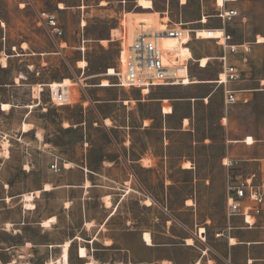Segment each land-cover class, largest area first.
<instances>
[{
    "label": "rangeland",
    "instance_id": "obj_1",
    "mask_svg": "<svg viewBox=\"0 0 264 264\" xmlns=\"http://www.w3.org/2000/svg\"><path fill=\"white\" fill-rule=\"evenodd\" d=\"M58 1L64 6L63 9L58 7L57 0H42L37 6L41 10L56 15L64 32L62 40L66 44L62 43L61 47L65 56L55 51L58 50L57 45L37 24L36 12L28 0H0V17L2 18L0 25L3 24L1 29L4 26L9 29V37L6 40H0V49L2 50L5 45V51L8 54L27 53L30 54L27 58H30L35 64L41 63L42 60L47 62V65L39 68L38 75L28 72L27 81L39 80L43 83H59L64 78L69 80L72 77V72L80 76V69L76 63L78 64L80 60L85 61L80 79L81 83H84V85L81 84L83 87L75 84V81L69 80L72 84L69 86L71 88H69L71 90L69 91L71 105L55 106L49 102L47 88L43 91V98L48 101L46 120L52 135L50 139L60 145L56 149L60 156L59 165L62 167V163L66 159L77 154L78 142L85 141L78 131L62 130L57 127L55 123L59 115L64 114L66 118L78 121L83 115V107L80 102L86 103V95L92 100L101 99L104 101L102 114L112 111V103L117 98L141 100L136 104L139 105V116L144 119L147 129L141 135H137L138 140L144 149L150 147L154 155H161L165 158L167 156L168 179L166 182L170 183L169 189L164 190L161 182L157 181L155 176H144L146 184L143 199H149L151 203L165 199L168 207L174 210L175 233L183 237L180 242L186 244V240L190 238L194 246H188L194 250L199 247L206 251V247H210L212 249L208 251L207 263L225 264L214 252V249L225 247L227 244L222 237H216L215 234L223 232L227 236L228 225H235V220L231 218L228 221L225 214L227 175L256 169L261 163L264 166L262 160L264 158V84H262V80H264V43L252 45V50H254L252 53V80L232 85L234 88L251 90L239 95L241 100H247L245 102L239 101L231 105H224L221 88L211 82L186 84V86L154 87L147 93H142L137 88L116 87L114 83L117 81V77L114 74H105L107 69L112 68L116 72L120 68L119 42L110 41V34L114 35L113 29L119 27L122 16L128 12L146 11L137 5V0ZM152 3L151 11H157L158 16L166 14L170 21L181 22L184 28L198 31L202 28H217L221 25L220 20L214 16L216 0H184L183 3L182 0H152ZM226 6L236 7L239 10V17L229 26L236 42L252 41L259 39L258 36L264 37V0H237L227 2ZM202 14L206 17L205 24L200 22ZM80 22L83 23V37L86 40L84 59L75 48L79 41ZM102 40H105L106 43H102ZM24 42L27 43L25 52L21 48V43L25 44L22 45L23 48L26 47ZM12 47H15L16 50H12ZM190 47L192 50L190 53L194 60L208 57L207 64L202 69L198 67L197 63L192 62L190 79L213 80L220 70L216 58L220 54L219 46L213 40L194 39L193 37ZM210 57L214 58L210 59ZM20 65L18 57H15L11 59L8 71L7 69L4 71L0 66V80L7 79L13 68L18 69ZM101 79H107L110 86L95 87ZM35 91L38 93V88H35ZM26 92V89L22 90L20 97L22 98ZM142 95H144V99ZM208 95L210 96L205 102L204 98ZM190 97L195 100L190 101ZM160 99H168L172 104L171 110L168 103H164L163 110L166 114L170 113L169 115L161 114ZM131 101L134 105L135 101ZM88 105L86 103V109L89 108ZM103 117V119H107L106 123L105 120L98 119L94 112H88L89 140L94 145L92 157L99 156L104 145L110 141L103 131V126L109 125L110 120ZM184 118L188 119L185 125L182 123ZM108 121L109 123H107ZM247 136L253 138V144L247 145L243 142ZM3 145L5 150L2 155L6 157L7 143H3ZM225 157L242 161H239L235 165L236 167L228 169L222 164ZM17 162L18 158L15 157L1 166L0 197L26 194L38 190L44 185V182L58 180L62 172H54L49 168L51 156L48 154L46 158L41 159L36 154L29 173H25ZM180 163H188L190 169H180ZM66 165L67 168L68 164ZM79 194L77 189L70 188H60L42 193L38 198H35V204L33 203L36 205V209L29 213H24L23 205L18 201V198L8 201L10 197H6L7 202H0V208H4L0 209V228H5L3 221L5 218L9 221V217L19 222L22 227L21 232L17 233L18 236L12 235V227L11 231H0L15 239L11 240L14 243H20L15 248V256H9L8 259L11 261L14 259V264H44L45 261V264L49 262L61 264L59 259L62 244L73 234L79 235L80 237H75H79L80 240L74 237L70 238L77 241H72L73 243L70 244L68 264H85L88 261L94 262V259L96 261L94 263H97L99 260L113 256V253L103 250L104 246L101 243H87L83 240L87 239V236L79 230L82 221ZM70 199L72 204L69 208H64V206H69V202L66 201ZM188 200L192 202L191 205L187 204ZM136 204V200L130 198L126 202L125 213H122L120 218L122 220L127 218L133 224L136 219V225L143 228L157 227L160 229V222L155 220L154 212L145 209L140 211L138 207L135 208ZM183 204L184 207H182ZM50 216L55 217L43 222V225L48 227L41 228L35 223L40 219L50 218ZM119 223L117 224H123L122 221ZM9 225L7 224V226ZM49 225L51 226L49 227ZM188 229L196 231V240H193ZM199 237L204 240L201 241ZM25 240L41 244L30 246L25 244ZM49 243L58 244H50L52 247L50 248L48 247ZM76 248L78 257L85 259L78 260ZM50 257H56V259Z\"/></svg>",
    "mask_w": 264,
    "mask_h": 264
},
{
    "label": "crops",
    "instance_id": "obj_2",
    "mask_svg": "<svg viewBox=\"0 0 264 264\" xmlns=\"http://www.w3.org/2000/svg\"><path fill=\"white\" fill-rule=\"evenodd\" d=\"M28 1L39 9L37 5L42 0ZM0 23H2L1 17ZM2 26L0 25V40L2 37H5L6 40L9 37V29L5 26L1 29ZM250 42H254V40ZM253 44L258 45L262 43L256 42ZM21 48L25 52L27 43L25 48L22 47L21 43ZM62 49H58V54H64V50ZM253 51L251 50L250 63L246 67L248 72L247 78L239 83L252 80ZM29 55L27 53L19 54L17 52L16 54H8L5 51V45L2 50L0 49V66L4 71L6 69L7 71L9 70L10 61L15 57H18V63H21L18 69L13 68L11 75L7 79L0 80V171L3 164L15 157L18 158L17 163L22 166L25 173L30 172L31 166L33 165L32 161L35 159L36 154L40 156V159L46 158L47 154L50 155L51 162L54 156L60 159L56 151L60 145L50 139L52 135L49 132V123L46 120V105L48 101L43 98L44 89L48 88V84L52 82L43 83L39 80L27 81L28 72H33L34 74L36 72L39 73V68L47 65V62L42 60L41 63L37 62L35 64L30 58H27ZM28 65H33L34 69L29 70L27 68ZM78 69H80V72L84 71V68ZM76 77L77 75L72 73V77L69 80L75 81V84L83 87L81 80L79 83ZM259 83H261V80H259ZM39 85L40 87L42 86L40 91ZM35 88H38L37 94H35ZM24 89L27 92L21 98L20 92ZM238 89L241 91L237 93V102H245L244 99H240L239 95L251 90H245L247 88ZM210 95L206 98L208 99ZM143 97L144 95H142ZM123 99L126 98H117L112 103V111L108 114H102L101 110L104 109V101L101 99L92 100L86 95L85 100L89 104V108L86 109V103L80 102L83 107V115L78 121L68 119L64 114L59 115L56 118V126L62 130L78 131L81 133L82 138H85V141L80 140L77 145V154H73L72 157L62 163L63 168L60 170V172L62 171L60 178L43 183L44 185L46 183L49 184L52 187L50 190H42L41 188L44 186L42 185L38 189L40 191L38 195H35L37 189L26 194L33 195L34 199L32 198L33 202L32 200L31 202L34 203L35 198H38L40 194L55 189L70 188L77 189L80 192L78 198L82 206V221L79 230L85 233L87 239L81 238L87 243H101L104 246L103 250L113 253L114 256L99 260L94 264H193L197 260L201 264H208V251L212 248L206 247V252L204 253L205 249L198 247L197 250H194L191 246L180 242L183 237L175 233L174 210L168 207L165 199L154 201L150 205H145L143 192L145 191L146 181H144V176H155L156 180L161 182L162 189H169L170 183L166 182L168 179L167 156L165 158L161 155H154L150 147L145 149L142 147L137 135H141L147 129V125L144 123V119L140 118L138 111L139 105L136 104L137 101L140 102L141 100ZM131 100L135 101L134 105ZM189 100L194 101L195 99L190 97ZM164 103H168L169 108L172 110V104L169 103L168 99H160L159 107L163 116L170 114L162 112ZM4 105H8V107L6 108ZM89 111L94 112L101 121L105 120L103 116L110 120L109 125L103 126V131L110 141L104 145L102 152L97 157H92L94 145L89 140ZM118 113L120 114L117 115ZM182 123L184 124V122ZM24 124L27 125L26 130L23 129ZM3 143H7L8 155L6 157L2 155L5 150ZM84 144L86 145L84 146ZM65 163L70 165V167L68 166L66 168ZM260 166L264 167L262 163ZM179 168L182 170L190 169H184L181 163L179 164ZM128 188H130L129 193L126 192ZM24 194L8 195L6 197H10L8 201L18 198V201L23 205L24 213H29V211L36 209V205H34L33 209L24 208L25 200L22 199ZM147 195L150 196V194ZM6 197H0V202H7ZM105 198L110 201V206L106 207ZM130 198L136 200L137 204L135 208L138 207L140 211L145 209L154 212L155 220L160 222V229L157 227L152 229L143 228L142 226L136 225V219L133 224L127 218L123 220L120 218L121 214L125 213V205ZM66 202H69V206H64V208H69L72 200L70 199ZM182 207H184V204ZM6 208L9 207L6 206ZM0 209L4 208L2 207ZM54 217L50 216L47 219H40L35 223L41 228L48 227L44 226L43 222ZM233 219L235 220V225L229 230L228 235L226 236L221 232L218 236L222 237L227 244L225 247L215 248L214 252L225 264H264V213L258 218L256 225L250 228L243 227L241 217L237 216L233 217ZM8 220L6 218L4 219L3 224L5 228L1 227L0 231H11L12 227L13 236L21 232L22 227L19 222L11 217ZM120 221H122V225H118ZM7 224L10 225L7 226ZM88 224L89 226H87ZM188 231L191 233L193 240H196V231L193 232L191 229H188ZM143 232L150 234L151 244H147L144 241ZM75 236L79 235L73 234L70 238L74 237L80 240V236ZM70 238L68 240L77 241ZM230 238H234L236 243L230 244ZM11 240L15 239L0 232V264H11L15 261L14 259L11 261L8 258L9 256H15V248L20 243H14ZM91 240L92 242H89ZM24 242L30 246L41 244L39 242L32 243L29 240H25ZM50 244L56 245L58 243H49L48 247H50ZM77 248L76 255L78 257ZM50 258L56 259V257ZM82 259L85 258L78 257V260ZM94 262H96L95 259Z\"/></svg>",
    "mask_w": 264,
    "mask_h": 264
},
{
    "label": "built area",
    "instance_id": "obj_3",
    "mask_svg": "<svg viewBox=\"0 0 264 264\" xmlns=\"http://www.w3.org/2000/svg\"><path fill=\"white\" fill-rule=\"evenodd\" d=\"M237 0H224L223 4H217L215 8V17L220 20V26L217 28H206L208 32V40H213L220 48V54L216 57L220 70L211 83L222 90V101L224 105H231L238 101L237 93L241 91L232 87L244 81L248 72L246 67L250 63V54L254 42L242 41L236 42L229 26L239 17V10L236 7H227V2H235ZM36 12L37 24L43 28L48 38L54 42L60 50L61 44H66L62 40L64 32L60 26L58 19L54 13H50L36 8L31 4ZM151 10V9H143ZM204 14L201 15V19ZM208 18V17H207ZM124 15L120 21L118 33L110 34V41H117L120 45L121 68L116 71L117 81L114 83L119 88H137L152 89L154 87H170L185 85L184 77L180 72L184 71L186 75L190 74V66L192 62L197 63L200 69L199 61H195L186 56V52L191 50L190 42L192 38L197 39V32L193 29L184 28L181 22H172L166 17V14L159 16L156 24L146 23L142 19L134 22V26L129 39L122 24ZM165 19V20H164ZM205 24V23H201ZM2 25V24H1ZM190 34V40H187ZM79 41L75 47L84 59L85 43L83 37V23L80 22V31L78 32ZM166 38L173 39L170 48L164 46L163 41ZM5 40V37H2ZM15 47H12L14 50ZM56 50L57 53H59ZM214 58V57H210ZM29 70H33V65H28ZM71 68V67H70ZM72 71V69H71ZM109 69H107V74ZM75 75V72H72ZM76 79L80 83L81 75ZM36 75L39 73L36 72ZM21 77V76H20ZM42 86L39 85V91ZM48 96L50 102L55 106L71 105L68 87L53 86L48 84ZM166 101V100H165ZM207 101V98H204ZM244 101H247L244 99ZM162 112H164L162 108ZM185 125V124H183ZM264 161V158L262 159ZM242 161L241 159H233L225 157L222 160L223 166L226 168H234L235 165ZM59 157L54 156L49 168L54 172H59L63 166L59 165ZM264 213V167L258 166L238 174H228L225 188V214L228 221L233 217H241L243 227L250 228L256 225L258 218ZM233 225H228L230 230ZM221 233L215 234L218 237ZM201 241L204 238L199 237Z\"/></svg>",
    "mask_w": 264,
    "mask_h": 264
},
{
    "label": "bare ground",
    "instance_id": "obj_4",
    "mask_svg": "<svg viewBox=\"0 0 264 264\" xmlns=\"http://www.w3.org/2000/svg\"><path fill=\"white\" fill-rule=\"evenodd\" d=\"M184 2V0H182V3ZM217 4H223L224 0H216ZM137 5L139 7H141L142 9H153V3H152V0H137ZM59 8L63 9L64 6L59 3L58 5ZM143 11V12H128L125 16H124V19L122 21V24L125 25V30H126V33L128 34V37L130 39L131 37V32H132V29H133V26H134V22L138 19H142L143 21H145L146 23H151V24H156L159 20V14L157 13V11ZM200 22H203L205 23L206 22V17L203 15L202 19L200 20ZM197 32V39H208L210 37H208V32L206 29H199L198 31L196 30ZM113 33L114 35H116L118 33V29H113ZM113 35V36H114ZM259 39L258 42L259 43H264V37L262 36H258ZM187 40L189 41L190 40V34H188V37H187ZM102 43H106L105 40H102ZM163 44L165 47L167 48H170L173 44V39L171 38H166L164 39L163 41ZM22 45H25L22 43ZM120 52H119V62H121V59H123V53H122V56L120 57ZM189 55L190 58H192V55L190 53V51L186 52V56ZM193 59V58H192ZM207 60H208V57L205 56V57H201L199 58L198 60H195V61H199L201 66H206L207 64ZM4 64V63H3ZM85 66V61L84 60H80L78 61V64H77V67L78 68H84ZM120 68H121V63H120ZM115 70L110 68L108 73L106 75H112L114 74L115 75ZM182 74V76L184 77V84H194V83H209L211 81L209 80H198V79H190V76L182 71L180 72ZM53 86H62V87H68V89L70 88L69 86H72V84L70 83V81L67 79V78H64L60 83L58 82H52ZM84 85V83H82ZM262 84H264V80H262ZM97 86H100V87H106V86H110V82L107 80V79H101L99 84ZM71 89V88H70ZM69 89V91H71ZM73 90V89H72ZM149 89H143L142 90V93H147ZM73 93V92H72ZM37 94V93H35ZM4 107H8V105H4ZM107 120V119H106ZM106 120H105V123H106ZM184 124H187L188 120L186 118H184L183 120ZM109 123V121L107 122ZM23 129H27V125H23ZM253 138L251 136H247L246 139L243 140V142L245 144H252L253 143ZM5 154L7 156L8 154V150L5 151ZM66 165V164H65ZM67 166V165H66ZM69 166V165H68ZM182 167L184 169H187L189 168V164L188 163H183L182 164ZM86 186H88V184H86ZM50 185L49 184H45L42 188V190L44 191H47V190H50ZM39 190L35 191V195H38L39 194ZM127 193L130 192V188L127 189L126 191ZM33 198V195L32 194H24L23 195V199L25 200L24 202V208H27V209H33L34 208V204L31 202ZM105 205L106 207L107 206H110V201L105 198ZM145 205H150L151 204V201L149 199H146L144 201ZM187 204L188 205H191L192 202H190L189 200L187 201ZM143 239L144 241L147 243V244H151V238H150V234L148 232H143ZM72 240H66L63 244H62V249H61V254H60V259H59V262L61 264H68V252H69V247H70V244H71ZM229 243L230 244H235L236 241L234 238H230L229 239ZM186 244L187 245H192V241L190 238H188L186 240ZM206 251H204L205 253ZM11 264H14V263H11ZM48 264H52V262H49ZM85 264H94L93 261H88L86 262ZM104 264H108V263H104ZM193 264H201L198 260L196 262H194Z\"/></svg>",
    "mask_w": 264,
    "mask_h": 264
},
{
    "label": "trees",
    "instance_id": "obj_5",
    "mask_svg": "<svg viewBox=\"0 0 264 264\" xmlns=\"http://www.w3.org/2000/svg\"><path fill=\"white\" fill-rule=\"evenodd\" d=\"M71 246V245H70Z\"/></svg>",
    "mask_w": 264,
    "mask_h": 264
}]
</instances>
